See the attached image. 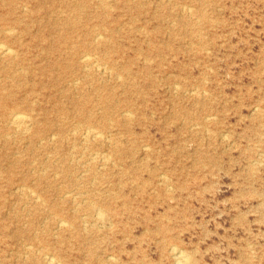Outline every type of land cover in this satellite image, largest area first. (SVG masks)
<instances>
[{
	"label": "rangeland",
	"instance_id": "obj_1",
	"mask_svg": "<svg viewBox=\"0 0 264 264\" xmlns=\"http://www.w3.org/2000/svg\"><path fill=\"white\" fill-rule=\"evenodd\" d=\"M4 27L0 264H264V0H0Z\"/></svg>",
	"mask_w": 264,
	"mask_h": 264
},
{
	"label": "bare ground",
	"instance_id": "obj_2",
	"mask_svg": "<svg viewBox=\"0 0 264 264\" xmlns=\"http://www.w3.org/2000/svg\"><path fill=\"white\" fill-rule=\"evenodd\" d=\"M169 2V1H168ZM22 7H24V6H22ZM25 8V7H24ZM189 8V7H188ZM189 9H191V6H190V8ZM7 13H9V12H7ZM189 13H190V11H189ZM2 18H4L5 19V21H7V15L5 16V17H2ZM195 19V18H194ZM199 20V19H198ZM103 28V27H102ZM3 30V35L4 36H13L14 34H15V32H14V27H4V28H2V29H0V31H2ZM98 35V34H97ZM101 34H99V36H100ZM102 36V35H101ZM3 37V36H2ZM98 37V36H97ZM96 36H95V38H97ZM105 40H107L106 38H104ZM7 40H4V39H1L0 38V61L1 62H3V63H6L8 66H9V69H8V73L11 75V76H18V68H16L15 66L16 65H20V60H21V57H20V51H19V49H20V44H14V43H8V42H6ZM95 42V44H93V45H95V46H98L99 44H102L101 42L102 41H97L96 42V40H94ZM81 52V51H80ZM97 56V55H96ZM24 58V57H23ZM78 58H79V56H78ZM145 60V59H144ZM80 61L82 62V64H83V66L84 65H86V67H87V65H97V63H95L96 61H94V57L90 54V53H88L87 51H83L82 52V54H81V56H80ZM104 64V63H103ZM105 65V64H104ZM98 67L96 68L97 70H101V68L99 67V65H97ZM103 66V65H102ZM14 67V68H13ZM106 67V65L104 66V68ZM88 68H90V66H88ZM110 68V67H109ZM83 69H85L84 67H83ZM87 70V69H86ZM104 69H102V71H103ZM105 70H107V69H105ZM111 70V69H110ZM88 72V71H87ZM100 73H102V72H100ZM108 74H110V72L108 71ZM115 74V73H114ZM91 75V74H90ZM118 76H119V74H117ZM115 77V76H114ZM119 78V77H118ZM108 79V78H107ZM73 81V80H72ZM75 81V80H74ZM69 83V82H68ZM75 83V82H74ZM176 83V82H175ZM74 86V85H73ZM174 87L175 86H173V89H174ZM75 89V88H74ZM195 90V89H194ZM175 91H176V89H175ZM5 92H2L1 91V94H0V99L1 100H3L4 99V96H5V94H4ZM192 94V93H191ZM2 95V96H1ZM197 95H199V94H197ZM8 96V95H7ZM32 103V102H31ZM257 107V106H256ZM128 111V110H127ZM124 112V111H123ZM122 112V113H123ZM126 112V111H125ZM129 112V111H128ZM127 113V112H126ZM125 115V114H124ZM131 115H133V114H131ZM93 116V115H92ZM127 116V115H126ZM213 117V116H212ZM215 118V117H214ZM5 121L6 122H8V125H9V128H10V131L12 132H17V133H25V131H27L28 130V128L30 127L29 125H30V123H31V118H30V116L28 115H26L25 113H23V112H21V111H18V110H14V109H12V110H10L9 112H7L6 113V118H5ZM79 124V123H78ZM78 126V125H77ZM87 128V127H86ZM93 128V129H92ZM192 128V127H191ZM77 129V128H76ZM207 131V130H206ZM77 132V131H76ZM84 132V131H83ZM208 132V131H207ZM13 133H11V135H12ZM20 134V135H21ZM102 134H103V132H100V131H97V130H94V127H91L90 126V128H88V129H86L85 130V132L83 133V136H84V139H86V140H94V141H103V140H106L103 136H102ZM108 134H110V133H108ZM14 135H16V134H14ZM56 135H57V133H56ZM6 136L7 137H9L7 134H6ZM52 138H54V136L52 137ZM124 138V137H123ZM42 139V138H41ZM51 139V138H50ZM85 140V141H86ZM82 142V141H81ZM40 143V142H39ZM37 144V143H36ZM26 145V144H25ZM108 145H109V142H108ZM146 145V144H145ZM86 146V145H85ZM71 147H72V145H71ZM149 147V146H148ZM73 148H75L74 146H73ZM142 148V147H141ZM144 148V147H143ZM142 148V149H143ZM150 148V147H149ZM148 148V149H149ZM71 149V148H70ZM71 151V150H70ZM70 153V152H69ZM72 153V152H71ZM91 153V152H90ZM96 153H97V151H96ZM73 154L74 153H72V156H73ZM70 156H71V154H70ZM95 156V155H94ZM107 156V155H106ZM106 156H105V158H103V159H101V165H104L105 163H106ZM71 158V157H70ZM92 158H93V156H92ZM90 159V158H89ZM109 159V158H108ZM78 160V159H77ZM100 160V159H99ZM110 160V159H109ZM76 161V160H75ZM111 161V160H110ZM98 162V161H97ZM69 163V162H68ZM77 163V162H76ZM113 163H114V160H113ZM101 165L99 166V167H101ZM106 165V164H105ZM87 168H89V167H87ZM98 169V168H97ZM62 170V169H61ZM74 171V170H73ZM72 171V172H73ZM83 172H85V171H83ZM82 171H81V173H83ZM87 172V171H86ZM43 174L45 173V172H42ZM79 175V174H78ZM162 176V175H161ZM166 176V175H165ZM95 179V178H94ZM165 179H166V177H165ZM159 183V182H158ZM162 183V182H161ZM81 184V183H80ZM20 187H22V186H20ZM118 187V186H117ZM17 188H18V186H17ZM15 189V188H14ZM17 190V189H16ZM20 191L19 192H21L29 201H33V202H35V203H37V204H40V202H42V198H41V201L39 202L38 200V198L36 197V193H33L32 191H29V190H27V189H25V187L23 188H20L19 189ZM71 192V191H70ZM78 193V192H77ZM19 195V194H18ZM68 195V194H67ZM39 196V195H38ZM75 197V196H74ZM85 200V199H84ZM20 201V200H19ZM82 201V200H81ZM90 202H93V201H90ZM94 203V202H93ZM92 203V204H93ZM24 204H26V203H24ZM79 204V203H78ZM76 205V204H75ZM77 206V205H76ZM22 207V206H21ZM24 207V206H23ZM30 208V207H29ZM96 208H97V206H96ZM94 209V208H93ZM98 209V208H97ZM96 210V209H95ZM28 211V210H27ZM73 211V210H72ZM97 212L98 213H96V214H98V221H101V223H102V221H105V219H106V217H105V214H103L102 212H100L99 210H97ZM26 215V214H25ZM50 215V214H49ZM85 215V214H84ZM58 218V217H57ZM95 219V218H94ZM59 221H60V219H58ZM66 221V220H65ZM84 221V220H83ZM82 221V222H83ZM96 221V220H95ZM63 225H64V223L63 222H61ZM84 223V222H83ZM92 223H93V221H92ZM96 223V222H95ZM110 223V222H109ZM59 225H60V223H58ZM89 224H91V223H89ZM112 224V223H111ZM24 225V224H23ZM102 225V224H101ZM100 225V226H101ZM106 225V224H105ZM70 226H72L71 224H70ZM85 227H86V223H85V225H84ZM91 226V225H90ZM94 226V225H93ZM111 226V225H110ZM84 227V228H85ZM104 227V226H103ZM109 227V226H108ZM57 228V227H56ZM59 228V227H58ZM86 230V229H85ZM33 234V233H32ZM52 235H54V234H52ZM56 235V234H55ZM86 235V234H85ZM55 237V236H54ZM39 242V241H38ZM27 245V244H26ZM25 244L23 245V246H26ZM22 246V247H23ZM31 246V245H30ZM27 248H29V246H27ZM31 248V247H30ZM41 248V247H40ZM11 251V250H10ZM37 251H39V250H37ZM171 251V250H170ZM183 251H182V249H181V251H179V250H173V254H174V256H175V260H176V262H177V264H186L187 262H188V260H187V262L185 261V259H184V257H183V255L185 254V253H182ZM26 253V252H25ZM37 253H39V252H37ZM51 253V252H50ZM25 255V254H24ZM26 255H28V254H26ZM53 256V255H52ZM51 255H48V254H46V255H44V259H45V261L47 262L46 264H61L58 260H56L55 258H54V256L52 257ZM23 257H25V256H23ZM59 257V256H58ZM113 257V256H112ZM108 258V257H107ZM114 258V257H113ZM186 258V257H185ZM189 258V257H188ZM38 259V258H37ZM43 259V260H44ZM110 259H111V257H110ZM115 260H117V259H115ZM186 262V263H185Z\"/></svg>",
	"mask_w": 264,
	"mask_h": 264
}]
</instances>
